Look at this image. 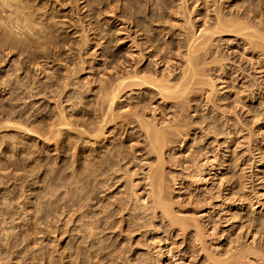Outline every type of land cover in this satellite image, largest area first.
<instances>
[{
	"label": "rangeland",
	"instance_id": "obj_1",
	"mask_svg": "<svg viewBox=\"0 0 264 264\" xmlns=\"http://www.w3.org/2000/svg\"><path fill=\"white\" fill-rule=\"evenodd\" d=\"M9 1L0 2V264H264V0ZM233 15L250 31L233 30ZM215 16L232 31L196 40ZM208 38L180 100L136 79L111 109L105 102V88L141 68L139 77L180 85L187 48ZM143 120L176 131L161 154ZM106 152L116 163L103 164ZM174 217L199 223L207 254ZM247 248L259 256L225 260Z\"/></svg>",
	"mask_w": 264,
	"mask_h": 264
},
{
	"label": "bare ground",
	"instance_id": "obj_2",
	"mask_svg": "<svg viewBox=\"0 0 264 264\" xmlns=\"http://www.w3.org/2000/svg\"><path fill=\"white\" fill-rule=\"evenodd\" d=\"M182 1H185V0H182ZM187 1H189V0H187ZM199 1H200V0H199ZM210 1H211V0H210ZM0 2H2V3L4 2V4H6V3H7V4H8V3H11L9 0H0ZM16 2H17V1H16ZM192 2H194V1H192ZM18 3H19V2H18ZM21 3H22V2H21ZM185 3H187V2H185ZM4 4H2V5H4ZM7 4H6V5H7ZM187 4H188V3H187ZM2 5H1V6H2ZM7 6H8V5H7ZM17 6H19V5H17ZM20 6H21V5H20ZM20 6H19V8H21ZM9 7H10V4H9ZM11 7H12V6H11ZM187 7H188V6H187ZM187 7H186V9H189V8H187ZM194 7H195V6H194ZM17 8H18V7H17ZM19 8H18V9H19ZM23 8H24V7H23ZM140 8H141V7H140ZM195 8H198V7H195ZM195 8H194V10H196ZM110 10H111V9H110ZM184 10H185V9H184ZM184 10H183V12H184ZM0 11H3V10L1 9ZM6 11H8V10H6ZM20 11H21V10H20ZM187 11H188V10H187ZM187 11H186V12H187ZM245 11H246V10H245ZM114 12H115V11H114ZM186 12H185V14H186ZM189 12H191V11H189ZM189 12H188V15H189ZM193 12H194V11H193ZM193 12H192V13H193ZM246 12H247V11H246ZM1 13H2V12H1ZM11 13H12V12H11ZM11 13H10V14H11ZM18 13H19V11H18ZM21 13H22V12H21ZM109 13H110V12H109ZM192 13H191V14H192ZM214 13H215V11H214ZM7 14H8V12H7ZM12 14H13V13H12ZM185 14L183 15L184 17H185ZM193 14H194V13H193ZM246 14H247V13H246ZM246 14H245V15H246ZM263 14H264V13H263ZM113 15H114V14H113ZM2 16H3V15H2ZM4 16H5V15H4ZM32 16H33V15H32ZM190 16H191V15H190ZM216 16H217V14H216ZM216 16H215V17H216ZM235 16H236V15H235ZM238 16H239V15H238ZM9 17H10V16H9ZM11 17H12V16H11ZM20 17H21V16H20ZM26 17H27V16H26ZM224 17H225V16H224ZM233 17H234V15H233ZM260 17H261V16H260ZM5 18H6V17H5ZM199 18H200V17H199ZM231 18H232V17H231ZM3 19H4V18H3ZM8 19H9V18H8ZM22 19H24V18H22ZM187 19H188V18H187ZM187 19H186V17H185V21H186ZM237 19H238V18H237ZM237 19H235V17H234V20H233L234 22H232V20H231V21L229 20V24H230V26H231L232 24H234V23L237 21ZM241 19H242V18H241ZM14 20H15V18H14ZM190 20H191V19H190ZM223 20H225V19L220 18V17H216V23H214V25H215V24H216V25L214 26V28L212 27L213 25L211 26L213 29H211V27H210V29H209V27L206 28V29H202V30L199 31V34H200V35L198 36L197 39H196L195 37H192V38H194V41H195V39H196V40H198L199 38L201 39V37L203 38V36H205V35H206V36L210 35V37H211L214 33H215V35H216V32H217V31H219V32H224V33H225L226 28H227V26H228L229 24H226V23H228V20H227V19H226L225 21H223ZM235 20H236V21H235ZM250 20H251V19H250ZM250 20H248V21H250ZM9 21H10V19H9ZM124 21H125V20H124ZM226 21H227V22H226ZM244 21H245V20H244ZM246 21H247V20H246ZM14 22H15V21H14ZM14 22H12V23H14ZM186 22H187V21H186ZM230 22H232V24H231ZM238 22H239V21H238ZM166 23H168V22H166ZM170 23H171V22H170ZM183 23H185V22H183ZM187 23H188V22H187ZM189 23H191V21H190ZM239 23H241V22H239ZM239 23H238V25H237V22H236V23L233 25V28H232V26H231V28H232L233 30H235V29L238 30L239 27H240V26H239V25H240ZM23 24H25V23H23ZM6 25H7V24H6ZM166 25H167V24H166ZM178 25H179V24H178ZM189 25H190V24H189ZM192 25H193V24H192ZM235 25H237V28H235ZM260 25H261V24H260ZM13 26H14V25H13ZM184 26H185V25H184ZM190 26H191V25H190ZM230 26H229V27H230ZM262 26H263V25H262ZM43 27H44V26H43ZM204 27H205V26H204ZM229 27L227 28V33L232 31V30H231V31L229 30ZM245 27H246V28H244V27H243V28H240L239 31H243V29H244V31H245V29L248 31V28H249V31H250L251 28H250L249 26H245ZM192 28H193V26H192ZM231 28H230V29H231ZM234 28H235V29H234ZM260 28H261V27H260ZM33 29H34V28H33ZM174 29H175V28H174ZM182 29H183V28H182ZM190 29H191V28H190ZM193 29H194V28H193ZM193 29H192V30H193ZM196 29H197V28H196ZM196 29H195V30H196ZM199 29H200V28H199ZM241 29H242V30H241ZM41 30H43V29H41ZM220 30H221V31H220ZM228 30H229V31H228ZM237 30H236V31H237ZM253 30H254V32H253ZM257 30H258V29H257ZM257 30L255 31V29L252 28L251 33H252V34H253V33H257V32H258ZM261 30H262V29H261ZM14 31H15V30H14ZM215 31H216V32H215ZM239 31H237V32H235V33H238ZM244 31H243V32H244ZM247 31H246V33L248 34ZM36 32H37V31H36ZM42 32H43V31H42ZM131 32H132V31H131ZM183 32H184V31H183ZM190 32H191V31H190ZM233 32H234V31H233ZM243 32H242V33H243ZM197 33H198V30H196V31L194 32L195 36H196ZM239 33H241V32H239ZM251 33H250V37H249V38H254V36L251 37V35H252ZM127 34H128V33H127ZM189 34H190V33H189ZM189 34H188V35H189ZM217 34H218V32H217ZM258 34H260V32H259ZM258 34H257V35H258ZM222 35H223V34H222ZM253 35H255V37H257L256 34H253ZM191 36H192V35H191ZM206 36H205V37H206ZM263 37H264V36H263ZM37 38H38V37H37ZM188 38H189V37H188ZM188 38H187V39H188ZM212 38H213V37H211V39H212ZM205 39H206V38H205ZM211 39L208 38L207 40H204L203 42L198 43V45H196V46H194V43H193L192 45L190 44L188 48L186 47V48L188 49V52H187L188 54L186 53V54H187V61H186V62H187L188 70H185V72H184V75H183V76H184V80L181 79L183 82L179 80V81L181 82L180 85H174V86H173V85L171 84V86H169V85L166 86L164 83L167 82V81H169L168 78H166L167 81H165V80H166L165 77H164L163 79H161V80H160V78L158 79L159 75H158L157 73H155V71H154V72H151V74H150L149 76H143V75H142L143 77H139L140 72H143L145 69H144V68H141V69H138V68H137L138 70L135 71V74H133L132 76H127V77H126V76H125V77L122 76V77H123L122 80L118 79L119 81H118L117 86H115V88L113 87V89H112V88L110 87V88H111V89H110V88L107 87L109 90H108L107 88H105V91H106V92L104 91V94H105V97H104V98H105V102H106V100L109 102V104H110V109H111V107H112V105H113V103H114V100H115L116 98H118V96L121 94V92H120V91L122 90L121 88L123 87V88L127 89V87H128V88L130 87L129 85H128L127 87L124 86V85H127L126 81H128V80H130V81L133 80V81L131 82V84H134V83H135L134 80H136V79H137V82H138V84H137V82H136V84L139 85V87H140V85L142 84V86H143V85H146V86L149 85V87L151 86V87H153L154 89H157V93L159 94V95H158L159 99H163V98H167V99L169 98V99H170V98H171V99H176V100H177V99L179 98L178 100H180V98H182V96L184 95L185 91L188 89L187 87L191 85L192 80H194V77L198 75V70H197L198 68H196V67H197V65L199 64V61H200L201 59H203L204 56L206 57V55L210 54L209 52H210L211 49H210V48L206 49V45L208 44V40H211ZM256 39H257V38H256ZM260 39L262 40L261 37H260ZM260 39H259V40H260ZM150 40H151V38H150ZM152 40H153V39H152ZM261 40H260V41H261ZM250 41H251V40H250ZM250 41H249V42H250ZM5 42H6V41H5ZM37 42H38V41H37ZM187 42L190 43L189 41H187ZM192 42H193V41H192ZM257 42H258V41H257ZM257 42H255V43H257ZM206 43H207V44H206ZM251 44H252V43H251ZM251 44H250V45H251ZM253 44H254V43H253ZM137 45H138V44H137ZM154 45H155V44H154ZM181 45H182V44H181ZM184 45H185V44H184ZM209 45H210V44H209ZM257 45H258V44H257ZM260 45H261V44H260ZM135 46H136V45H135ZM138 46H139V45H138ZM133 47H134V46H133ZM210 47H211V46H210ZM254 47H255V46H254ZM257 47H258V46H257ZM137 48H138V47H137ZM212 48H213V47H212ZM141 49H142V48H141ZM141 51H142V50H141ZM141 51H140V52H141ZM180 51H181V50H180ZM200 51H202V52L204 51V52H203V53L201 52L202 54H198V55H197V53H199ZM254 51H255V50H254ZM134 54H135V53H134ZM139 54H141V53H139ZM186 54H185V55H186ZM213 54H214V53H213ZM132 55H133V54H132ZM135 56H136V55H135ZM144 56H145V55H144ZM162 56H163V55H162ZM168 57H169V56H168ZM185 58H186V57H185ZM206 58H207V57H206ZM214 58H215V57H214ZM107 59H108V58H107ZM157 59H158V58H157ZM159 59H161V55H160ZM178 59H179V58H178ZM204 59H205V58H204ZM163 60H164V59H163ZM163 60H162V61H163ZM156 61H157V60H156ZM201 61H202V60H201ZM154 62H155V61H154ZM221 62H222V61H221ZM158 63H159V62H158ZM158 63H157V65H160V64H161V63H160V64H158ZM165 63H166V62H165ZM203 63H204V62H203ZM155 65H156V64H155ZM157 65H156L155 67H157ZM167 65L169 66V64H167ZM167 65H166V66H167ZM200 65H201V64H200ZM204 65H205V64H204ZM213 65H214V64H213ZM160 66L162 67V65H160ZM125 67H126V66H125ZM150 67H152V66H150ZM199 67H200V66H199ZM203 67H204V66H203ZM169 68H170V66H169ZM169 68H168V69H169ZM208 68H209V67H208ZM210 68H211V67H210ZM126 69H127V68H126ZM186 69H187V67H186ZM203 69L205 70V68H203ZM124 70H125V69H124ZM146 70H147V69H146ZM165 70H166V69H165ZM171 70H172V69H171ZM171 70H170V71H171ZM210 70H211V69H210ZM133 71H134V70H133ZM149 71H150V70H148V72H149ZM167 71H168V70H167ZM170 71H169V73L167 72L166 75H167V77H170V78H171V76H172L171 73H172L173 71H172L171 73H170ZM131 72H132V71H131ZM131 72H130V74H131ZM144 72H145V71H144ZM144 72H143V73H144ZM148 72H147V73H148ZM128 73H129V72H128ZM132 73H133V72H132ZM161 73H162V72H161ZM173 73H175V72H173ZM110 74H111V73H110ZM124 74H125V73H124ZM130 74H129V75H130ZM168 74H169V75H168ZM182 74H183V73H182ZM122 75H123V74H122ZM147 75H148V74H147ZM162 75H163V73H162ZM174 75H175V74H174ZM174 77H175V76H174ZM174 77H173V78H174ZM173 78H172V79H173ZM182 78H183V77H182ZM195 78H196V77H195ZM115 79H116V78H115ZM174 79H176V78H174ZM174 79H173V80H174ZM116 80H117V79H116ZM138 80H139V81H138ZM111 81H112V80H111ZM130 81H129V82H130ZM164 81H165V82H164ZM174 81H175V80H174ZM174 81H173V83H176V84H177V82H174ZM129 82H128V83H129ZM133 82H134V83H133ZM170 83H171V82H170ZM199 83H200V82H199ZM211 83H212V82H211ZM108 84H110V83H108ZM113 84H114V82H113ZM136 84H135V86H136ZM168 84H169V83H168ZM178 84H179V82H178ZM209 84H210V83H209ZM111 85H112V84H111ZM111 85H110V86H111ZM211 85H212V84H211ZM107 86H108V85H107ZM132 86H133V85H132ZM135 86H134V88H136ZM104 87H105V86H104ZM139 87L137 86V88H139ZM130 88H131V87H130ZM210 88H211V87H210ZM120 89H121V90H120ZM103 90H104V89H103ZM119 90H120V91H119ZM124 91H125V90H124ZM154 91H155V90H154ZM118 92H119V95H118ZM150 92H151V91H150ZM195 92H196V91H195ZM102 93H103V92H102ZM124 93H125V92H124ZM190 93H191V92H190ZM104 94H103V96H104ZM150 94H151V93H150ZM150 94H149V95H150ZM172 94H175V95H172ZM149 95H148V96H149ZM153 95H154V94H153ZM153 95H152V96H153ZM155 95H156V94H155ZM176 95H177V96H176ZM209 96H210V95H209ZM149 97H150V96H149ZM156 97H157V96H156ZM216 97H217V96H216ZM104 98H102V100H103ZM142 99H143V98H142ZM150 99H151V98H150ZM152 99H153V97H152ZM156 99H157V98H156ZM156 99H155V100H156ZM167 99H166V100H167ZM169 99H168V100H169ZM163 100H165V99H163ZM100 101H101V100H100ZM152 101H153V100H152ZM152 101H151V102H152ZM101 102H102V101H101ZM105 102L103 101V103H105ZM145 102L147 103V101H144V103H145ZM151 102H150V103H151ZM153 102H154V101H153ZM162 102H163V101H162ZM103 103H101V104H102V105H105V104H103ZM106 104H107V103H106ZM109 104H108V106H109ZM147 104H149V102H148ZM72 105H73V104H72ZM137 105H138V103H137ZM141 105H142V104H141ZM141 105H140V106H141ZM150 105H151V104H150ZM169 105H170V104H169ZM172 105H173V107L177 106V105H174V104H172ZM138 106H139V105H138ZM157 106H158V105H157ZM160 106H161V105H160ZM148 107H149V106H148ZM230 107H231V106H230ZM138 108H139V107H138ZM144 108H145V107H144ZM144 108H143V109H144ZM175 108H176V107H175ZM62 109H63V108H62ZM100 109H101V108H99V109L97 108V110H100ZM102 109H103V108H102ZM147 109H149V108H147ZM151 109H152V107H151ZM161 109H162V108H161ZM181 109H182V108H181ZM198 109H199V108H198ZM144 110H145V109H144ZM158 110H159V107H158V108L155 107V108H154V113L157 112ZM102 111H103V110H102ZM108 111H109V110H108ZM108 111H107V112H108ZM136 111H137V110H136ZM147 111H148V110H147ZM61 112H62V111H61ZM105 112H106V111H105ZM137 112H138V111H137ZM185 112H186V111H185ZM98 113H99V112H98ZM109 113H110V112H109ZM135 113H136V112H135ZM135 113H134V114H135ZM139 113H140V112H139ZM139 113H138V114H139ZM159 113H160V112H159ZM164 113L166 114L165 111H164ZM136 114H137V113H136ZM162 114H163V113H162ZM57 115H58V114H57ZM99 115H100V114H99ZM143 115H144V114H143ZM143 115H142V116H143ZM101 116H102V115H100V117H101ZM134 116H135V115H134ZM137 116H138V115H137ZM139 116H140V115H139ZM155 116H156V115H155ZM155 116H154V117H155ZM188 116H189V115H188ZM105 117H106V115L104 114V116H103L102 118L105 119ZM106 118H107V117H106ZM108 118H109V117H108ZM108 118H107V119H108ZM110 118H111V117H110ZM137 118H138V117H137ZM61 119H62V118H61ZM99 119H100V118H99ZM140 119L142 120L141 117H140ZM143 119L145 120L146 118L144 117ZM156 119L158 120L157 117H156ZM156 119H155V120H156ZM64 120H65V119H64ZM64 120H62V124H66V123L63 122ZM141 120H140V121H141ZM144 120H143V127H142L143 129H142V130L145 131V132H143V133H145V134H143V135L146 136V138L150 141L149 143H151L150 145H152L153 151H151V152H154V149H155V151H157V152L159 151L160 154H161V149H162V151H163V147L165 146V143H164V142H167L166 140H168V141L170 140V141H171V139H170L169 137H171V136H173V135L176 137V131H175V134H174L173 132H171V131H170V132H169V131H166L167 128H170L169 125H168V127H167V125H166V128H165V127L162 128V129H165V130L161 131V127H160V129H159V128H157L158 126H156L158 123L155 124V123H156V122H155V123H154L155 125H154V124H153L154 121H153V122H151L152 125H150L149 122H147V123L145 122V123H146V124H145V123H144ZM157 120H156V121H157ZM59 121H61V120H59ZM65 121H66V120H65ZM104 121H105V120H104ZM137 121H138V119H137ZM146 121H147V119H146ZM176 121H177V120H176ZM101 122H102V121H101ZM117 122H118V121H117ZM129 122H130V121H129ZM131 122H133V121H131ZM60 123H61V122H60ZM88 123H89L88 125L91 124V122H88ZM106 123H108V122H106ZM139 123H142V121L139 122ZM160 123H161V122H160ZM98 124H99V123H98ZM102 124H103V123H102ZM176 124H177V123H176ZM59 125H61V124H59ZM103 125H104V124H103ZM186 125H187V124H186ZM63 126H64V125H63ZM67 126H68V125H67ZM105 126H106V125H105ZM105 126H104V127H105ZM154 126H155V127H154ZM51 127H52V126H51ZM57 127H58V125H57ZM87 128H88V127H87ZM89 128H90V127H89ZM92 128H93V127H92ZM93 129H94V128H93ZM93 129H91V130H93ZM98 129H99V128H98ZM101 129H102V128H101ZM37 130H38V129H37ZM83 130H84V129H83ZM99 130H100V129H99ZM112 130H113V129H112ZM142 130H141V131H142ZM179 130H181V129H179ZM32 131H33V129H32ZM87 131H88V130H87ZM87 131H86V132H87ZM89 131H90V130H89ZM93 131H94V130H93ZM93 131H92V133H93ZM173 131H174V130H173ZM26 132H27V131H26ZM28 132H30V131H29V128H28ZM35 132H36V131H35ZM86 132H85L84 134H86ZM90 132H91V131H90ZM90 132H89V133H90ZM96 132H97V130H95L94 134H90V136H92V135H93V136L96 135V134H95ZM98 132H99V131H98ZM98 132H97V133H98ZM139 132H140V131H139ZM187 132H188V131H187ZM37 133H39V132H37ZM103 133H104V132H103ZM134 133H135V132H134ZM134 133H133V135H134ZM179 133H180V132H179ZM215 133H216V132H215ZM131 134H132V133H131ZM180 134H181V133H180ZM59 136H60V135H59ZM62 136H63V135H62ZM93 136H92V138H93ZM96 136H97V135H96ZM96 136H95V137H96ZM103 136H104V135H103ZM130 136H131V135H130ZM175 137H174V138H175ZM52 138H53V137H52ZM61 138H62V137H61ZM105 138H106V137H105ZM97 139H98V138H97ZM132 139H133V138H132ZM176 139H177V138H176ZM148 140H147V141H148ZM173 140H175V139H173ZM173 140H172V141H173ZM86 141H87V140H86ZM93 141H94V140H93ZM88 142H89V141H88ZM176 142H177V140H176ZM176 142H174V143H176ZM170 143H171V142H170ZM87 144H90V146H91L93 143H90V142H89V143H87ZM103 144H104V143H103ZM116 144H117V143H116ZM168 144H169V142H168ZM119 145H120V144H119ZM122 145H123V144H122ZM166 145H167V143H166ZM167 146H169V145H167ZM170 146H171V144H170ZM95 147H96V146H94V148H95ZM113 147H116V146H113ZM90 148H92V147H90ZM97 148H98V147H97ZM101 148H102V147H101ZM101 148H100V149H101ZM111 148H112V147H111ZM106 150H107V149H106ZM120 150L123 151L122 149H120ZM151 150H152V149H151ZM115 151H117L116 153L114 152L115 154H113V151H112V150H111V153H112L114 156L119 157L118 154L121 155V152L119 153L118 150H115ZM125 152H126V151H125ZM132 152H133V151H132ZM159 152H158V153H159ZM104 153H105V151H104ZM109 153H110V152H109ZM133 153H134V152H133ZM154 153H155V152H154ZM158 153H157V154H158ZM106 154L108 155L107 152H106ZM124 154H125V153H124ZM200 154H201V153H200ZM100 155H101V154H100ZM104 155H105V154H104ZM104 155H103V156H104ZM107 155H106V156H107ZM109 155H110V154H109ZM109 155H108V156H109ZM127 155H128V153H127ZM127 155L125 154V156H127ZM197 155H198V154H197ZM197 155H195L196 159H197ZM88 156H89V155H88ZM90 156H91V155H90ZM90 156H89V157H90ZM103 156H102L101 161H102V162L104 161V163H103L104 165L106 164V161H108L110 164L114 162V160L111 159V157L114 158V156H112V155L109 156L110 161L107 159L106 156H104V157H103ZM121 156H123V155H121ZM129 156H130V155H129ZM159 156H161V155H159ZM162 156H163V155H162ZM94 157H95V156H94ZM117 157H115V158H117ZM123 157H124V156H123ZM199 157H201V155H200ZM206 157H207V156H206ZM86 158H87V160H90V158H89V159H88V157H86ZM115 158H114V159H115ZM126 158L129 159V157H126ZM160 158H161V157H159V159H160ZM162 158H163V157H162ZM106 159H107V160H106ZM117 159H118V158H117ZM119 159H120V157H119ZM124 159H125V158H124ZM96 160H97V159H96ZM163 160H164V159H163ZM163 160H162V161H163ZM214 160H215V159H214ZM90 161H91V160H90ZM116 161H117V160H116ZM121 161H122V160H121ZM123 161H124V160H123ZM126 161H127V160H126ZM95 162H96V161H95ZM99 162H100V161H99ZM108 162H107V163H108ZM89 163H90V162H89ZM97 163H98V162H97ZM114 163H116V162H114ZM119 163H120V162H119ZM121 163L123 164V162H121ZM121 163H120V164H121ZM130 163H131V162H130ZM209 163H211V162H209ZM214 163H215V162H214ZM95 164H96V163H95ZM101 164H102V163H101ZM103 164H102V165H103ZM110 164H109V166H110ZM122 164H121V166H122ZM131 164H132V163H131ZM211 164H212V163H211ZM114 165H115V164H114ZM127 165H128V164H127ZM98 166L100 167L99 164H98ZM106 166H107V165H106ZM121 166H120V168H121ZM93 167H94V166H92V168H91V167H90V168L93 169V170L97 168V167H95V168H93ZM102 167H103V166H102ZM104 167H105V166H104ZM104 167H103V168L100 167V169H104ZM110 167H111V166H110ZM117 167H118V166H117ZM129 167H130V166H129ZM160 167H161V166H160ZM162 167H163V166H162ZM162 167H161V168H162ZM197 167H198V166H197ZM158 168H159V164H158ZM161 168H159V169H161ZM212 168L215 169L216 167H215L214 165H212ZM106 169H107V168H106ZM93 170H92V171H93ZM79 171H80V170H79ZM100 172H101V171H100ZM111 172L113 173V171H111ZM116 172H117V171H116ZM199 172H200V171H199ZM91 173H92V172H91ZM102 173H103V172H102ZM139 173H140V172H139ZM155 173H156V171H155ZM155 173H154V174H151V176H150V179H151V184H150V185H151L152 187H156L155 185L153 186V183H154V182L152 181V179L155 178V176L157 175V173H159V171H157L156 174H155ZM92 174H94V171H93ZM95 174H96V173H95ZM95 174H94V175H95ZM99 174H100V173H99ZM120 174H121V172H120ZM160 174H161V173H160ZM200 174H201V173H200ZM130 175H131V174H130ZM87 176H88V175H87ZM97 176H98V175H97ZM127 176H128V175H127ZM134 176H135V175H134ZM95 177H96V176H95ZM156 177H157V176H156ZM194 178H195V177H194ZM118 179H119V178H118ZM118 179H117V180H118ZM117 180H116V181H117ZM155 180H156V179H155ZM225 181H226V180H225ZM154 184H155V183H154ZM99 186H100V185H99ZM158 187H159V185H158ZM110 188H111V187H110ZM114 188H115V187H114ZM132 189H133V188H132ZM92 190H93V189H92ZM134 190H135V189H134ZM135 191H136V190H135ZM159 193H160V192H159ZM159 193H156V194L154 193V194H153L154 197L156 196V200L154 199V203H155L156 209L158 210V208H159L160 210L164 211L165 213H164V212H163V213H164L166 216H165V215H163V216L167 217V216H169V214L171 213V212H170V208H169V206H168L169 204H164V203H163L164 199H163V197H162ZM131 194H132V193H131ZM161 194H162V192H161ZM168 196H169V195H168ZM169 197H170V196H169ZM170 198H171V197H170ZM114 200H115V199H114ZM215 200H216V199H215ZM113 203H114V202H113ZM168 203H169V202H168ZM189 203H190V202H189ZM201 204H202V203H201ZM208 205H209V204H208ZM167 206H168V207H167ZM160 207H161V208H160ZM122 208H123V207H122ZM153 208H154V207H153ZM153 208H152V209H153ZM163 208H164V209H163ZM166 208H167V210H165ZM168 208H169V209H168ZM156 209H155V210H156ZM172 210H173V209H172ZM167 211H169L170 213H168ZM161 215H162V214H161ZM171 215H172V213H171ZM171 215H170V216H171ZM170 216H169V217H170ZM175 216H176V215H175ZM135 217H136V216H135ZM169 217H168V218H169ZM172 217H173V216H172ZM176 217H177V216H176ZM176 217H174V218H176ZM188 217H189V216H188ZM136 218H137V217H136ZM136 218H135V219H136ZM170 218H171V217H170ZM174 218H172V219H174ZM133 219H134V218H133ZM135 219H134V220H135ZM176 219L178 220L179 218H176ZM226 219H227V218H226ZM177 220L174 219V221H176V222H177ZM181 220H182V218L180 219V221L178 220L177 223L180 224V226H181L180 228H181V230H182V233H183V234H186V231H187L188 227L193 226V227L195 228V231L197 232V233H196V234H197V239H196V241H197L198 243L201 244V248H200V249L206 253V252H207V248H206V245L204 244V243H206V242L203 243V241H204V240H203V233L201 234V231H200L201 228H199L200 225L198 226L199 223H198V224H197V223H196V224H195V223L193 224V223L187 222V220H185V221L187 222V223H186L184 220H182V221H181ZM255 221H256V220H254L253 223H254ZM140 222H141V221H140ZM171 222H172V224H173V220H171ZM189 223H190V224H189ZM253 223H252V224H253ZM135 224H136V223H135ZM114 225H115V224H114ZM174 225H177V224H174ZM250 225H251V223H250ZM253 225H255V223H254ZM172 226H173V225H172ZM251 226H252V225H251ZM178 228H179V227H178ZM191 229H192V228H191ZM202 232H203V231H202ZM206 233H207V232H206ZM239 233H240V232H239ZM252 234L254 235V243H255L256 246H257L258 243H259V242L257 241L258 239H256L257 237H256V235H255L253 232H252ZM93 236H94V235H93ZM184 237H185V235H184ZM206 238H207V237H206ZM259 238H260V237H259ZM237 241H238V240H237ZM185 242H186V241H185ZM164 244H165V243H164ZM160 246H161V245H160ZM236 247H237V246H236ZM193 248H194V247H193ZM248 248H249V247H248ZM248 248H247V251H245L244 249H243V250H239V249H238L239 251H237V250L235 249V250L237 251V253L234 254V255L232 254L233 256L230 255V256L227 257V259H225V260L227 261V260H229V259L232 258V257H233V258H234V257H236V258H237V257H239V258H245L246 256H247V257H251V256H259V254H258L259 252L257 253L255 250H254V251H251V250L248 249ZM231 249H232V251H233V248H231ZM253 249H254V248H253ZM89 250H90V249H89ZM235 250H234V251H235ZM122 251H123V250H122ZM163 251H164V250H163ZM230 252H231V251H230ZM168 253H171V251H168ZM208 253H209V252H208ZM232 253H233V252H232ZM234 253H235V252H234ZM206 254H207V253H206ZM206 254H205V255H206ZM227 255H228V254H227ZM207 256H208V255H207ZM222 256H223V255H222ZM247 257H246V258H247ZM98 258H99V257H98ZM257 258H258V257H257ZM210 259H211V258H210ZM240 260H241V259H240ZM212 261H214V260L212 259Z\"/></svg>",
	"mask_w": 264,
	"mask_h": 264
}]
</instances>
